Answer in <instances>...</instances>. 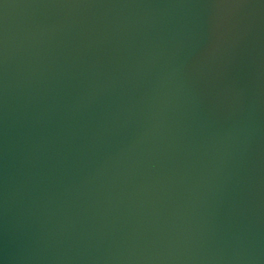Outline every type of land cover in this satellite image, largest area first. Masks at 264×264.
<instances>
[{"label":"water","instance_id":"1","mask_svg":"<svg viewBox=\"0 0 264 264\" xmlns=\"http://www.w3.org/2000/svg\"><path fill=\"white\" fill-rule=\"evenodd\" d=\"M0 264H264V0H0Z\"/></svg>","mask_w":264,"mask_h":264}]
</instances>
